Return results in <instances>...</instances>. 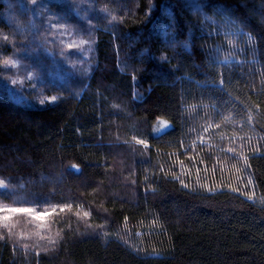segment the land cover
<instances>
[{
	"label": "trees",
	"instance_id": "obj_1",
	"mask_svg": "<svg viewBox=\"0 0 264 264\" xmlns=\"http://www.w3.org/2000/svg\"><path fill=\"white\" fill-rule=\"evenodd\" d=\"M45 2L70 17L73 31L50 29L22 7H34L29 0H0V178L23 185L26 199L75 203L47 217L38 234L26 217L11 223V236L0 226V264H264V115L240 127L243 102L264 114V0H95L87 76L70 73L59 55L14 48L35 47L17 28L33 19L36 42L47 39L52 53L62 41L88 38L89 24L69 0ZM105 7L122 21L110 24L99 12ZM228 20L255 42L226 36L236 30ZM225 55L231 65L217 67ZM20 57L5 71V59ZM30 69L43 76L36 88L10 82ZM221 72L224 91L212 87ZM51 95L61 98L39 103ZM229 111L234 120L222 122ZM157 118L173 129L162 139H153ZM80 205L89 217L75 215Z\"/></svg>",
	"mask_w": 264,
	"mask_h": 264
},
{
	"label": "snow or ice",
	"instance_id": "obj_2",
	"mask_svg": "<svg viewBox=\"0 0 264 264\" xmlns=\"http://www.w3.org/2000/svg\"><path fill=\"white\" fill-rule=\"evenodd\" d=\"M29 3L33 5L34 7L28 8L27 6L22 5L24 7L25 11H30L33 13L34 17L40 18V19H47L49 21L48 27L50 29H54L57 27V24H59L62 28H64L65 33L68 31H73L71 27L68 24V21L70 20V17L67 15L58 16L56 13H53L50 11V5L45 2V0H40L38 3V0H29ZM84 0H79L77 3H73V0H69L67 3V7L73 11L77 16L80 17V19L86 23L89 24L88 28V38L84 39L81 38L79 40H70L69 42H61V50L59 53H52L48 51L47 45L49 41L47 39L37 43L35 40V37L38 36L39 28L36 24V20L33 19L29 21V27L27 29L19 28L17 26L18 30L20 31L21 35L27 36V34L30 32L33 36V41L31 42L32 45H35V47H32L30 44H21L19 46L15 45L13 42V46L15 47H21L25 50V54H29L32 51H35L36 48L43 49L48 52L49 55H59L63 58V62L67 65H69V71L70 73H76L80 72L83 75H89L92 71V65L89 60L90 53L92 52V45L95 43L94 39H92V32L95 30L94 26L91 25V18L89 16V13L91 12L93 17L96 15V7H95V0H89L88 7H83ZM195 10L197 12L202 11V5L195 4L194 5ZM99 12H102L104 14V18L108 20L110 24H118L122 21V17H118L116 14H114L112 11H110L108 8H101L99 9ZM151 12V7L149 8V12L146 13L149 14ZM53 17H56V23L52 22ZM205 20H211L210 17L205 16ZM213 24L215 23L214 20L211 21ZM226 25L229 29H236L235 31H228L225 33L226 36H247L249 43H254L253 37L245 33L242 28H238V26L235 24L234 21L228 20L226 21ZM75 34V33H74ZM82 35V34H81ZM3 41H8L9 37L7 35H3L2 37ZM169 45L174 44L175 40H167L166 41ZM52 43H55L54 41ZM229 44H232V41H229ZM87 45V47H84ZM77 48L78 52H69L66 53L64 51V48L72 49ZM185 48H187V44L184 45ZM217 54H221L223 52L222 49L217 48L216 49ZM73 57H76V60H73ZM20 59H23V57L16 58V59H5L3 61L5 65V71H11L12 69H16L20 65ZM162 59H167V57H162ZM213 63L219 67H228L231 65L232 60L225 55L224 59H215ZM87 65V66H85ZM133 80L136 79L135 74H133ZM10 82L12 84H20L24 85L25 81H27L32 88H36L37 84L43 80L42 74H40L36 69H30L24 79H20L19 75L16 74V78L9 77ZM212 87L215 89H218L220 91L225 90V79L223 73H219L218 76V84L213 83ZM79 95V93H77ZM135 97V94H134ZM58 95H51L43 96L39 100V103L41 105H44L47 102H56L58 99H60ZM113 107H119L118 105H113ZM192 108L195 107V105L191 106ZM243 108H244V116L242 118V122L240 124V127L242 128L244 123H251L255 116L257 115H264L259 111V105L254 104L251 101L243 102ZM185 111H190L191 108H185ZM234 120L233 113L231 111L227 112L226 114H221V121L222 122H232ZM212 127V124H207L203 131L207 132L209 128ZM215 127L219 129L221 127V123L217 122L215 123ZM173 129H171V125L168 123V121L157 118L155 122V127L152 129V132L155 133L153 136V139H162L164 135H168L171 133ZM134 143L136 145H141L142 150H148L150 148V144L148 142V139L145 138H137L135 134L132 137ZM243 140L244 138H239ZM249 141L251 140V137L247 138ZM201 142L203 141V136L200 137ZM125 143H129L126 141ZM193 150L195 148V145L192 146ZM240 147L242 148L243 145L241 144ZM256 151H259V147L256 148ZM227 152L235 153L236 149L232 147L227 148ZM244 164L247 166L248 164V157L244 156L241 153L240 157ZM182 163V162H181ZM72 170H74L76 173L79 172L78 166L73 165ZM178 178V177H177ZM251 183V181H249ZM184 187H187L185 184ZM23 185H17L13 186L11 185L10 181H6L3 178H0V226H2L4 229L7 230V233L9 236L12 235V224L10 221L15 216H26L30 218L31 221H40V224H37L36 227L41 228L43 227V222L47 217L51 216H59L60 213H63L65 211H71L73 209V205L75 202H68V201H55L53 199L44 198V199H26L19 195L18 189H22ZM210 190V189H209ZM236 189H233L235 191ZM252 197H250L251 199ZM5 200H10L11 203H4ZM260 203L264 205V198L261 199ZM81 213L83 217H89L90 212L83 210V206L80 205L77 207V210L75 211V215L77 217L81 216ZM125 223H127V217L125 218ZM155 224V220L152 222ZM104 235H107V232L103 233ZM2 238V237H0ZM43 238V237H42ZM50 243L55 244L56 241L51 239L49 240Z\"/></svg>",
	"mask_w": 264,
	"mask_h": 264
},
{
	"label": "rangeland",
	"instance_id": "obj_3",
	"mask_svg": "<svg viewBox=\"0 0 264 264\" xmlns=\"http://www.w3.org/2000/svg\"><path fill=\"white\" fill-rule=\"evenodd\" d=\"M22 217H26V216H19V215L15 216V217L12 218L10 223H19V222L21 223V218ZM40 223H41L40 221H31L30 218L26 217V223H24V225H26L28 227L27 224H31L32 228L34 230H36L35 233L38 234L39 233V228L36 227V225L40 224ZM43 223H45V222H43Z\"/></svg>",
	"mask_w": 264,
	"mask_h": 264
}]
</instances>
